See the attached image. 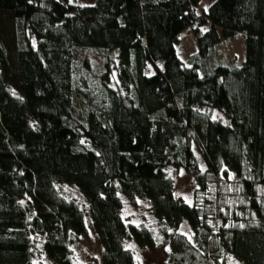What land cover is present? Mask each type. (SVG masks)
<instances>
[{
    "label": "trees",
    "instance_id": "1",
    "mask_svg": "<svg viewBox=\"0 0 264 264\" xmlns=\"http://www.w3.org/2000/svg\"><path fill=\"white\" fill-rule=\"evenodd\" d=\"M200 2L0 0V264H85L89 233L100 264H139L131 242L170 264L178 242L179 264L190 246L193 264H264V0ZM239 35L243 63L216 64ZM124 197L156 223L127 222Z\"/></svg>",
    "mask_w": 264,
    "mask_h": 264
},
{
    "label": "rangeland",
    "instance_id": "2",
    "mask_svg": "<svg viewBox=\"0 0 264 264\" xmlns=\"http://www.w3.org/2000/svg\"><path fill=\"white\" fill-rule=\"evenodd\" d=\"M81 5H89L93 3L94 0H77ZM215 0H201L198 10L204 11L208 10L209 6ZM179 55L185 59V56L195 52L197 49V37L194 33L185 29L180 34ZM181 50V51H180ZM182 52V54H181ZM246 55V42L244 35H239L236 38L225 41L220 44L215 57L216 64H237L241 65L245 60ZM172 178L174 179L175 193L183 201H191L194 191V178L191 172L185 170L171 171ZM61 191L65 193L70 198L82 199L78 189L72 185H64L60 187ZM150 203L144 198L133 199L131 197H124V217L127 222L142 225H152L156 223V218L153 216L150 210ZM187 231V230H186ZM157 232V231H156ZM159 242L163 237V233L158 232ZM167 237V236H165ZM211 241L209 242V244ZM133 247L134 252L138 257L139 264H170V251L169 247H165L162 250V243L156 249H150L146 247H140L135 243H129ZM187 245V244H186ZM188 246V245H187ZM179 242L175 244V249L177 251V260L171 264H179L182 256V250L186 249ZM183 248V249H182ZM189 253L191 256L187 255L186 258L190 261V264L196 260H199L197 251H195L191 246L189 247ZM210 248V247H209ZM180 250V251H179ZM102 248L98 243L96 237L93 233H89L82 238H79L73 245V252L80 263L89 264L92 261L100 264L102 259ZM188 254V253H187ZM39 264H54L48 258L42 256L39 259ZM179 260V261H178ZM195 261V262H196ZM228 264H244L243 262L235 259L233 256L228 257Z\"/></svg>",
    "mask_w": 264,
    "mask_h": 264
},
{
    "label": "snow or ice",
    "instance_id": "3",
    "mask_svg": "<svg viewBox=\"0 0 264 264\" xmlns=\"http://www.w3.org/2000/svg\"><path fill=\"white\" fill-rule=\"evenodd\" d=\"M241 227H242V225H241Z\"/></svg>",
    "mask_w": 264,
    "mask_h": 264
}]
</instances>
